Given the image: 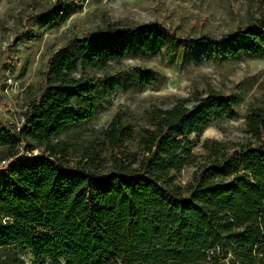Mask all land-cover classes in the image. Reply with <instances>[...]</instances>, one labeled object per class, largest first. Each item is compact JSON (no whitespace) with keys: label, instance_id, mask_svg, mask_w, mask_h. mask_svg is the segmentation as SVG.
<instances>
[{"label":"trees","instance_id":"1","mask_svg":"<svg viewBox=\"0 0 264 264\" xmlns=\"http://www.w3.org/2000/svg\"><path fill=\"white\" fill-rule=\"evenodd\" d=\"M135 35L143 54L167 40L173 57L194 48L210 58L264 57L261 18L219 39H183L157 22H113L57 49L23 124L0 129V163L14 159L0 169V264H27L25 254L35 264H264V100L246 114L242 140L208 139L205 154L194 150L203 132L237 104L213 89L155 109L137 134L117 113L92 139L58 138L88 118L106 79L76 77L78 61L83 71L106 69L128 54ZM189 166L191 180L178 183Z\"/></svg>","mask_w":264,"mask_h":264},{"label":"rangeland","instance_id":"2","mask_svg":"<svg viewBox=\"0 0 264 264\" xmlns=\"http://www.w3.org/2000/svg\"><path fill=\"white\" fill-rule=\"evenodd\" d=\"M257 18L264 19V0H0V129L23 124L29 103L46 85L52 54L85 32L104 30L113 22L121 28L157 22L183 39H219ZM142 40L130 37L128 54L109 60L106 69L83 71L78 61L76 77L106 79L87 104L88 118L67 126L59 139H92L117 113L137 134L150 125L155 109L171 107L179 98H204L210 89L233 95L237 104L208 126L195 152L205 154L201 145L208 139L236 142L245 137L246 114L264 100V57L243 53L234 59L224 51L220 58H210L200 48L173 57L167 40L159 41L157 51L143 54ZM128 145L138 151L137 141ZM195 170L185 167L178 183L190 181ZM25 260L35 264L31 254Z\"/></svg>","mask_w":264,"mask_h":264},{"label":"built area","instance_id":"3","mask_svg":"<svg viewBox=\"0 0 264 264\" xmlns=\"http://www.w3.org/2000/svg\"><path fill=\"white\" fill-rule=\"evenodd\" d=\"M12 161H14V159L12 158H10V160L8 161H3L2 163H0V169L5 170Z\"/></svg>","mask_w":264,"mask_h":264}]
</instances>
